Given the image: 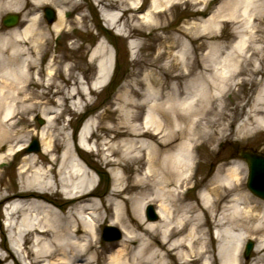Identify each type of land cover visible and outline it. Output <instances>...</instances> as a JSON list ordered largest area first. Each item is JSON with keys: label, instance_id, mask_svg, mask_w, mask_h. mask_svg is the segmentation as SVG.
Here are the masks:
<instances>
[{"label": "bare ground", "instance_id": "bare-ground-1", "mask_svg": "<svg viewBox=\"0 0 264 264\" xmlns=\"http://www.w3.org/2000/svg\"><path fill=\"white\" fill-rule=\"evenodd\" d=\"M30 1L37 8L44 3L55 4L56 18L51 26L56 32L62 28L65 12L59 4L71 0ZM115 1L94 0L102 8L108 27H115L121 18L118 11L109 10ZM172 1L176 0H151L147 12L158 15ZM132 3L135 7L136 2ZM3 9L15 10L13 0H0V12ZM147 16L148 13L143 17ZM224 18L240 27L239 31L248 32L251 40L235 41L224 55L219 54L222 46L216 43L200 61L183 45L175 56L176 73L166 72L163 77L149 71L127 83L116 106L121 119L113 126L117 141L105 147L104 158L106 163L124 170L132 166L139 174L127 183L123 175H114L106 197L97 198L95 177L78 153L64 148L56 163L51 154L59 145V138L44 130L40 132L41 151L51 155L47 159L49 167L35 169L25 178L22 190V172L36 164V154H29L21 167L20 190L0 192V201L7 199L5 213H9L10 220L5 225L9 249L0 240L1 264H11L10 259L13 264H170L167 258L176 264H211L205 225L214 228L216 238H223L217 248L219 264H241V248L248 232L260 233L254 245L255 262L251 264H264V201L253 200L245 189L240 176L244 163L233 161L225 168L218 167L199 192L197 202L186 201L182 192L192 170L194 141L215 134L227 137V125L217 123L216 116L222 114V96L236 83L239 67L245 63L252 66L253 73L260 70L254 58L264 51V44L259 48L253 43H264V0H225L207 19L194 23L197 26H192L193 34L199 27L203 33L197 38L205 36L210 27H217ZM37 25L35 14L23 29L14 26L0 32V161L16 145L9 143L13 139L7 133L13 118L11 105L21 86L37 82L30 72L31 67L38 66L31 52L39 54L44 43ZM90 57L95 60L94 76L89 83L73 77L71 88L59 87L61 105L67 101L75 105L72 100L76 98L90 101L89 95L107 84L113 59L104 40L97 42ZM47 73L53 74L51 68ZM54 74L60 77V68ZM64 75L70 82L67 66ZM137 108H143L141 121ZM210 113L213 118L207 119ZM43 119L51 126L55 117L44 115ZM95 129V121L90 118L78 128L81 148L89 149L85 138ZM260 130L264 131V85L235 132L246 137ZM5 141L9 143L6 153L1 151ZM57 188L63 199L53 197ZM225 199L230 205L216 216L217 202ZM148 202L156 204L154 220L144 217ZM102 209L110 212L111 223L119 225L123 233L107 250L97 246ZM3 232L0 229V236Z\"/></svg>", "mask_w": 264, "mask_h": 264}, {"label": "rangeland", "instance_id": "rangeland-1", "mask_svg": "<svg viewBox=\"0 0 264 264\" xmlns=\"http://www.w3.org/2000/svg\"><path fill=\"white\" fill-rule=\"evenodd\" d=\"M131 1L136 2L140 7L134 9ZM223 1L225 0H176L172 1L158 15H151L147 12L151 0H117L114 2V7L109 8L115 9L121 14V18L115 27H108L105 24L101 15L102 8L94 0L63 1L62 4L64 5H59L64 7V23L57 32L52 29L51 24L46 22L42 13L44 6H51L55 9L56 5L53 3H44L37 8L30 0H13L15 10H1V33L9 29L1 23L4 14L17 12L22 15V20L15 26L16 29H23L32 15L37 14V26L43 33L44 43L39 54L36 55L30 51L32 56L34 55L37 58L38 66L30 69L37 82L21 86L18 98L11 105L10 115L13 118L10 122L12 124L10 123L7 127V133L13 139V142L9 143L12 146L16 144L15 149L18 147L23 148L32 138L38 140L40 148L36 152H26L22 149L13 156L5 155V158L0 161V192L8 194L20 190V171L21 167L23 169L29 154H36V164L31 168L32 170L27 169L22 172V190L24 189L23 185L26 184L25 178L35 169L49 167L47 159L51 158V155L54 157L55 162L59 163V156L64 148L78 153L80 159L90 169L91 174L95 179L97 178L98 184L95 188L97 198H104L110 192L114 175H123L124 183H127L132 177L139 174V171H134L132 166L124 170L114 163H106L104 158L107 152L105 147L117 141L114 137L113 126L121 120L120 113L116 109L120 95L124 92L128 82L141 78L149 71H152L154 75L163 77L166 76V72L176 73L178 62L175 56L183 49V45H187V51H190V54L200 61L216 43L219 47L222 46L219 54L224 55L231 50L230 46L235 41L248 40V38L251 40L248 32H241L239 31L240 27L229 24V18H224L217 27H210L208 29L210 32H205V36L201 38H197L203 33L199 30V27L196 29V34H193L194 28L192 26L196 25L194 23L207 19L220 8ZM146 13H148V16L144 18L143 16ZM101 40H104L107 44L112 52V59L115 60V70L110 83L100 90H94L89 95L90 101L85 100V98L80 100L76 98L72 100L75 105L71 101L61 105L58 102L61 97V92H58L59 87L64 90L71 88L74 81L72 80L73 77H77L81 82L89 83L94 76L96 70L95 60L90 55L93 47ZM253 44L261 48L264 43L256 41ZM27 46L29 50H33L30 44ZM254 60L256 65H260V70L253 73L252 66L244 63L241 68L239 67V72L235 76L236 83L222 96V114L216 117L217 123L227 125V137L222 138L220 135L215 134L212 138L200 136L198 140L196 139L197 141H194L193 156L195 164L192 177H188L184 181L182 188L186 201L197 202L199 192L205 189L208 179L215 173L217 168H225L233 161L244 163V170L240 176L245 189L253 200L264 201L247 188V166L245 159L240 155V152L245 149L264 153V131L249 133L246 137H240L235 132L237 124L245 116V112L253 98L264 85V51ZM66 66L70 70L69 77L72 76L70 82L66 80L67 76L64 75ZM50 68L53 71L52 75L47 73ZM56 68H60V77L54 74ZM61 70L63 74H61ZM198 70H201V68L199 67ZM136 110L139 111V120L141 121L143 108H137ZM87 114H90L89 118L95 121L96 129L86 142L89 149L85 150L78 145L77 132L83 123V117ZM44 115L55 117L51 126L46 124L45 119H43ZM39 117H42V119H39ZM206 118L212 119V113L208 114ZM202 121L204 119L197 123V127L201 126ZM42 130L46 134H52L59 138V145L51 155H46L41 151L40 132ZM9 143L4 142L2 152L7 151ZM187 187L189 188L185 191ZM55 190L57 192L53 194V197L63 199L60 190L58 188ZM6 201L7 199L0 201V229L4 231L0 238L4 247L9 249L10 238L1 221L3 205ZM147 204H152L154 207L156 205L153 202L144 205L143 214L145 218ZM229 205L230 201L228 199L218 201L215 206V215L219 216ZM258 206L260 207V204ZM101 214L103 219L99 222L97 246L107 250L118 240H103L101 236L102 227L109 224L118 229L120 227L115 223H111L109 211L102 209ZM203 230L206 232L207 245L210 251L207 255L209 263L219 264L217 248L223 238H216L213 235L214 228L212 227L205 225ZM120 231L122 232L121 229ZM258 237H260L259 232H248L241 248L239 259L241 264L255 262L253 260L255 258L254 247L248 258H244V243L250 239L255 245ZM9 262L13 264L12 259ZM167 262L176 264L168 258ZM203 263L199 261L192 264ZM102 264H105V262H102Z\"/></svg>", "mask_w": 264, "mask_h": 264}, {"label": "water", "instance_id": "water-1", "mask_svg": "<svg viewBox=\"0 0 264 264\" xmlns=\"http://www.w3.org/2000/svg\"><path fill=\"white\" fill-rule=\"evenodd\" d=\"M44 13L48 22H51L55 18L53 10L49 7L44 8ZM18 19V14L9 13L3 17L2 23L3 25L10 27L16 24ZM38 148V142L34 139L28 150L36 151ZM240 155L243 156L248 163L249 174L247 183L249 188L256 195L264 198V156L250 150L241 151ZM147 217L149 219H154L156 217L151 206L147 207ZM120 235V232L115 227L104 226L103 237L106 240L118 239ZM251 248L252 242L247 243L245 249L246 258L248 257Z\"/></svg>", "mask_w": 264, "mask_h": 264}]
</instances>
